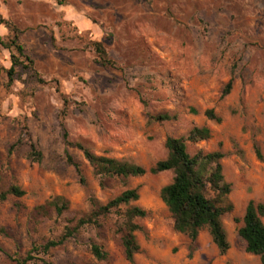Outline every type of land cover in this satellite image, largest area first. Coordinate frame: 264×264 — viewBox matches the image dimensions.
Wrapping results in <instances>:
<instances>
[{
  "label": "rangeland",
  "instance_id": "1",
  "mask_svg": "<svg viewBox=\"0 0 264 264\" xmlns=\"http://www.w3.org/2000/svg\"><path fill=\"white\" fill-rule=\"evenodd\" d=\"M0 12L23 31L21 41L44 80L20 70L5 86L1 68L10 66V52L0 48V190L16 184L25 191L0 200V264H23L34 245L60 236L95 203L134 188L140 193L134 204L148 215L135 220L142 229L133 262L116 233L118 214L102 219L101 229L84 227L48 255L31 254L56 264L95 263L91 244L98 242L110 264H260L239 229L249 201L264 200V0H0ZM6 33L0 26V35ZM94 40L115 67L98 62ZM208 109L221 120L208 118ZM165 113L177 119L150 118ZM62 122L73 142L147 169L167 157L169 136L208 126L211 138L187 142V149L225 155L231 192L222 205L233 209L222 224L229 250L221 253L206 227L195 242L174 228L160 195L174 171L111 178L102 186L83 153L66 146ZM57 196L68 210L34 218L36 206Z\"/></svg>",
  "mask_w": 264,
  "mask_h": 264
},
{
  "label": "trees",
  "instance_id": "2",
  "mask_svg": "<svg viewBox=\"0 0 264 264\" xmlns=\"http://www.w3.org/2000/svg\"><path fill=\"white\" fill-rule=\"evenodd\" d=\"M0 26L7 30L6 34L0 35V48L10 52L11 61L9 67H3L1 68L2 71L0 70L6 75L7 82L5 86H12L18 72L27 69L34 70L39 81L44 82L35 69V61L28 55L21 41L23 31L12 20L5 18L1 12ZM93 48L98 54L97 60L101 65L115 67V62L110 58L100 40L93 41ZM231 88L232 80L226 85L222 96H226ZM64 102L65 108L61 111L63 119L68 114L67 98H64ZM206 116L217 121L221 120L213 109H208ZM150 118L156 121H166L177 119V115L165 113L150 116ZM62 126L66 146L77 148L83 153L85 159L93 167L94 173L99 178L102 186H104L107 179L111 178L137 177L148 172L158 174L170 170L174 171L173 181L162 187L160 192L161 199L173 218L174 228L187 234L192 242H195L200 231L206 227L220 252L226 253L229 250L230 243L222 224L223 215L233 209L232 205H222L231 192V185L224 181L221 160L225 155L219 150L212 152L199 150L196 154L191 155L187 149V142L197 143L211 138L212 131L208 126H194L186 136H169L166 140L167 157L159 160L149 169L126 160L96 154L83 143L73 142L64 122H62ZM32 155L39 160L41 152L35 150ZM67 161L73 164L78 173L83 176L81 165L68 152ZM81 179L84 181L83 177ZM2 180L3 178L0 175V185ZM24 194L25 191L20 186L12 184L7 189L0 190V200H6L9 195L23 196ZM139 198V190L134 188L123 191L106 204L95 203L88 214L78 218L74 223L70 221L66 224L60 236L48 240L44 244L34 245L27 257L20 263L56 264L45 257L40 258L31 253L48 255L52 248L62 246L70 238L78 235L84 227L101 229L102 219H106L112 214H118L119 223L116 233L120 234L126 259L133 262L136 254L140 251L136 232L142 229V226L136 223L135 220L148 215L146 209L134 204ZM68 209L69 202L63 196H57L36 206L33 210V216L40 219L49 215L51 210H56L57 214L61 215ZM239 235L246 243V251L260 256V264H264V200L261 202L249 201L243 218V225L239 229ZM91 253L95 263L87 264H110V253L102 244L92 242ZM30 261L33 262L29 263Z\"/></svg>",
  "mask_w": 264,
  "mask_h": 264
}]
</instances>
